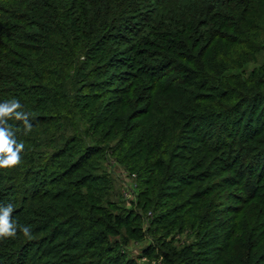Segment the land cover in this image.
Returning <instances> with one entry per match:
<instances>
[{
  "label": "trees",
  "instance_id": "obj_1",
  "mask_svg": "<svg viewBox=\"0 0 264 264\" xmlns=\"http://www.w3.org/2000/svg\"><path fill=\"white\" fill-rule=\"evenodd\" d=\"M262 53L264 0H0V264H264Z\"/></svg>",
  "mask_w": 264,
  "mask_h": 264
},
{
  "label": "clouds",
  "instance_id": "obj_2",
  "mask_svg": "<svg viewBox=\"0 0 264 264\" xmlns=\"http://www.w3.org/2000/svg\"><path fill=\"white\" fill-rule=\"evenodd\" d=\"M21 108V103L15 98L0 103V169H11L21 163V152L25 145L23 142H17L12 126L7 122L13 118L22 121L25 129L30 131L32 125L29 116L20 111ZM13 211L14 206L11 203L0 206V239L15 237L18 228L25 236L30 235L29 227L17 225L11 219Z\"/></svg>",
  "mask_w": 264,
  "mask_h": 264
},
{
  "label": "rangeland",
  "instance_id": "obj_3",
  "mask_svg": "<svg viewBox=\"0 0 264 264\" xmlns=\"http://www.w3.org/2000/svg\"><path fill=\"white\" fill-rule=\"evenodd\" d=\"M263 61H264V53H262L258 56V60H257L256 64H259ZM256 64H252V65L255 66ZM252 65H250L249 68ZM109 173L113 179V185L114 186H113L112 193L107 197L111 201H119V200L130 201V200H133V198H134L133 193L131 195L129 193H127V196H124V190L125 189L130 190V186L132 184L130 179H128L126 177L124 172L121 169H119L116 165H114V166L109 168ZM130 193H131V191H130ZM139 247H140L139 245L133 244V245L128 247L127 252L135 255L137 253V251L139 250Z\"/></svg>",
  "mask_w": 264,
  "mask_h": 264
},
{
  "label": "built area",
  "instance_id": "obj_4",
  "mask_svg": "<svg viewBox=\"0 0 264 264\" xmlns=\"http://www.w3.org/2000/svg\"><path fill=\"white\" fill-rule=\"evenodd\" d=\"M124 194H125V195H127V193H126V192H124Z\"/></svg>",
  "mask_w": 264,
  "mask_h": 264
}]
</instances>
